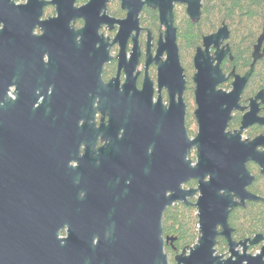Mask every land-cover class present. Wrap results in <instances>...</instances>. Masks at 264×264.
Here are the masks:
<instances>
[{
	"label": "flooded vegetation",
	"instance_id": "flooded-vegetation-1",
	"mask_svg": "<svg viewBox=\"0 0 264 264\" xmlns=\"http://www.w3.org/2000/svg\"><path fill=\"white\" fill-rule=\"evenodd\" d=\"M12 1V6L1 2L0 10V176L8 182L56 186L61 201V243L74 233L75 185L93 181L100 165L103 183L130 182L129 175L125 177L118 169L129 166L130 172L135 165L131 143L137 133V108L145 106L153 124L158 115L168 119L172 101L181 100L188 135L196 136L194 57L198 48L208 46L214 63L218 62L216 52L221 54L225 78L216 89L229 98L225 107L231 105L225 131L239 139L238 159L250 177L246 189L264 197V37L259 42L264 22L254 36L247 29L240 32L235 23L221 20L218 11L214 18L206 17V0H96L85 15L68 12L65 18H58L57 3ZM91 1L75 0L74 5L81 7ZM170 14L180 71L166 66L173 48L171 34L167 35ZM189 24H206L192 47L185 45L183 37ZM223 26L227 27L222 31L225 36L208 40L207 45L205 37ZM197 153L196 146L188 153L193 164L198 161ZM183 186L197 187L198 180L191 178ZM198 196L199 192L188 197V203H174L191 205L198 218L194 205ZM253 202L264 205L262 199L245 198L228 215L230 238L223 233L216 236L215 253L223 259L261 252L264 227L253 230L250 216L243 220V214L237 215ZM174 203L166 206L162 217L168 264H175L176 254L184 249L189 254L200 235L199 219L193 238L186 242L165 228V212ZM114 207L105 204L99 215L91 214L84 229L89 239L86 246L103 248L106 262L108 248L117 244ZM218 230H223L221 224ZM42 238L40 228L26 227L14 235V243L39 248ZM5 239L0 236L1 243Z\"/></svg>",
	"mask_w": 264,
	"mask_h": 264
},
{
	"label": "water",
	"instance_id": "water-1",
	"mask_svg": "<svg viewBox=\"0 0 264 264\" xmlns=\"http://www.w3.org/2000/svg\"><path fill=\"white\" fill-rule=\"evenodd\" d=\"M4 1L13 5L12 0H0V10ZM47 2L57 3L58 18H65L68 12L85 15L89 7L93 5L94 8L96 0L81 7L74 5L75 0L41 1L42 4ZM161 11L164 14L166 7L162 5ZM168 21L167 35L171 34L173 48L166 66L173 65L180 71L171 14ZM10 26L14 29L15 22ZM223 29L227 27L206 36V44L208 40L225 36ZM263 37L264 31L259 42ZM216 54L218 62L214 63L215 58L209 54L207 46L205 50L198 48L194 57L198 104L195 114L199 124L196 136L191 138L188 135L184 124L185 105L181 100L172 101V113L168 119L158 115L153 124L147 117L145 106L137 108V133L131 143L135 165L130 172L129 166L118 169L125 177L129 175L130 182L103 183V166L100 165L93 181L75 185L74 233L65 243L58 238L61 201L56 186L47 182H8L0 176V236H6L5 243L0 240V264H168L164 251L163 212L166 206L177 200L188 203V197L197 192L199 196L194 205L198 210L200 235L189 254L185 249L176 254L175 264H264V244L260 253L238 255L236 260L231 256L223 259L221 254L215 253L216 236L223 233L230 238L228 215L231 208L243 204L245 198L264 200L246 189L250 177L244 162L238 159L239 139L225 131L231 105L225 107L229 98L216 89L217 83L225 78L220 68L221 54ZM173 79L169 81L171 84ZM193 146L198 148L195 164L188 158ZM108 171L118 178L114 169ZM191 178L198 180V186L184 187L183 183ZM82 192L85 193L83 197ZM235 197H240L241 201ZM105 204L115 205L118 227L117 244L108 248V262L103 259V248L86 246L89 239L84 230L89 226V216L99 215ZM218 224L223 226L222 231L218 230ZM26 227L42 230L43 243L39 248L37 244L20 247L14 243V235ZM245 258L247 262L243 263Z\"/></svg>",
	"mask_w": 264,
	"mask_h": 264
},
{
	"label": "trees",
	"instance_id": "trees-1",
	"mask_svg": "<svg viewBox=\"0 0 264 264\" xmlns=\"http://www.w3.org/2000/svg\"><path fill=\"white\" fill-rule=\"evenodd\" d=\"M206 3H208L205 8L206 17L212 19L218 11L221 20H226L232 25L235 23L240 32L247 29L254 36L264 22V0H206ZM205 25L189 24L188 31L183 34L185 45L188 47L195 45L199 41L201 28H205ZM240 58L246 60L244 55H240ZM241 214L243 220L247 216L251 217L253 230L264 227V205L253 202L246 209L239 210L237 215ZM197 223V214L191 205L174 203L165 212V228L178 233L181 242L193 238Z\"/></svg>",
	"mask_w": 264,
	"mask_h": 264
},
{
	"label": "rangeland",
	"instance_id": "rangeland-1",
	"mask_svg": "<svg viewBox=\"0 0 264 264\" xmlns=\"http://www.w3.org/2000/svg\"><path fill=\"white\" fill-rule=\"evenodd\" d=\"M171 264H174V263H171Z\"/></svg>",
	"mask_w": 264,
	"mask_h": 264
}]
</instances>
